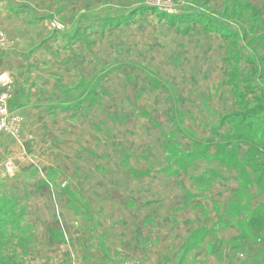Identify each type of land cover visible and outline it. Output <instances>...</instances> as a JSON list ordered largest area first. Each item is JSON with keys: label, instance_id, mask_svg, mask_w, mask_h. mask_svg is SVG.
I'll return each instance as SVG.
<instances>
[{"label": "rangeland", "instance_id": "obj_1", "mask_svg": "<svg viewBox=\"0 0 264 264\" xmlns=\"http://www.w3.org/2000/svg\"><path fill=\"white\" fill-rule=\"evenodd\" d=\"M147 7L152 11L142 13ZM9 8L28 10L42 20L33 37L43 30L46 41H40L45 44L40 53L48 67L37 59L31 81L46 80L70 89L69 80L50 76L61 69L59 61L67 59L72 63L79 104L63 110V100L75 98L56 95L52 98L60 108L44 113L37 105L47 97L30 96L14 104L11 88L7 105L17 118L10 126L13 135L0 132V189L24 209L17 229L9 227L0 234V264L10 259L15 264L101 263L98 233L103 234L111 259L119 264H174L180 253L183 260L189 259L184 264H198L190 261L198 253L202 264H264V177L239 192L235 191L240 169L214 163L219 173L213 171L209 181L186 177L188 166L198 161L194 167L199 168L213 152L201 155L198 141L208 146L217 131L201 132L206 136L196 137L183 151L172 140L176 135L169 131L170 115L165 113V109L173 111L179 119V108L188 109L198 92L209 97V106L220 111V118L241 112L236 91H245L246 79L256 96L264 93V0H0V10ZM187 16L198 20H187ZM188 25L193 32L195 26L204 27L206 33L198 29L178 38ZM46 30L54 32L47 35ZM167 43L170 46H162ZM237 53L240 62L234 85L228 75ZM151 68L163 76L159 84L169 96L165 92L155 100L150 96L146 85L155 76ZM140 85L145 89L137 106L143 113L133 106ZM226 91L223 106L220 99ZM254 96L246 92L247 103ZM179 97L184 98V106ZM74 109L80 119L72 115ZM84 109H90L85 119L81 117ZM258 116L252 122L263 135L264 112ZM88 121L94 124L89 126ZM163 130L169 131L162 147L169 160L168 169L160 174L169 180L168 187L163 190L155 173L142 193H134L133 177L147 174L153 143L157 144L153 162L159 163ZM223 145L225 160L231 154L243 157L248 150L242 142L224 141ZM172 146H177V152ZM194 193L197 196L184 206L186 197ZM88 221L95 234L86 247L87 233H82ZM229 226L233 228L227 232ZM53 228L57 236L53 240L66 241L63 248L49 243ZM217 232L221 248L232 240L231 250L223 251L237 254L234 261L226 254V259H211V254L205 258V249L221 250H212L215 244L209 241ZM229 233L237 235L229 239ZM75 243L76 251L71 245ZM199 244L204 246L199 247L202 252ZM70 253L77 256L76 261Z\"/></svg>", "mask_w": 264, "mask_h": 264}, {"label": "crops", "instance_id": "obj_2", "mask_svg": "<svg viewBox=\"0 0 264 264\" xmlns=\"http://www.w3.org/2000/svg\"><path fill=\"white\" fill-rule=\"evenodd\" d=\"M42 20L38 19V17L36 15H33L32 12L28 11V10H17V9H10L7 10L5 9L4 11L0 10V28L3 30L5 39L4 42L2 43V45L0 46V73L6 72L9 74V76L11 77V83H10V87L13 89L14 93H13V98L11 99V101H13L14 104H16V102H23L26 100H30V96H34V97H47V100L45 103H39L37 106L39 110H41L44 113H51L57 109H59L60 107H58V102H54V99L52 98L53 96L58 95L61 98H75L77 92H75L73 90V84L74 81H72L73 79V70L69 67L71 66V62L68 61L67 59H62L59 62L62 63L61 65H59V67L61 69L57 70L55 74L50 75L51 77H54L56 79H59L60 81L62 79H66L69 80L70 83H72V87L70 89H62V88H58L52 84H50L49 82H46V80L41 81V82H37L34 84V81H31V76H30V71L31 70H36V63L35 61L37 59H39L40 61H43L45 67H48V64L44 61V56L40 53V50L42 48H44L45 44H43L42 42H40L42 39L44 41H46V39H44L43 37V30H38L37 35H40L39 37H33V35H36L35 30L34 29H38L37 26L38 24L41 23ZM185 29H183V34L182 32H179V35L181 34V36H177L178 38L181 37H188L190 36L189 33L194 34L195 32H198V26H195V30L196 31H192L188 26H184ZM90 29V28H89ZM89 29H87L86 31H88ZM166 30V29H163ZM186 30V31H184ZM191 30V31H190ZM204 31V33H206V29L204 27L201 28L199 31ZM190 31V32H189ZM54 31H47L46 33L47 35L50 33H53ZM45 33V34H46ZM86 32H83V34ZM174 34V33H173ZM175 35V34H174ZM43 37V38H42ZM213 37V36H212ZM48 43V42H45ZM42 44V45H40ZM72 43L68 42V45H71ZM162 44V43H161ZM40 45V46H39ZM47 45V44H46ZM67 45V46H68ZM162 46H170L169 43H167V45H162ZM161 46V48H162ZM198 46H199V42H198ZM161 52H163V50H160ZM213 56V54H211V57ZM172 63V62H171ZM75 64V63H74ZM173 65H175L174 63H172ZM44 67V68H45ZM64 68V69H63ZM152 72L154 73V78H152V81L150 80V77L148 78L149 80H147V89L149 88L151 91L149 92L150 96L152 97L153 100L157 99L159 96H162L163 93H166V96H169V92L167 90V88L163 87L161 84H159V78H163V76L161 74H158V72L156 70H154L153 68ZM84 77V76H83ZM191 80H189L190 82ZM31 83V84H30ZM153 83V86H152ZM158 83V85L156 87H154V84ZM174 81H172V85H173ZM44 84V85H43ZM63 84V83H62ZM143 84V83H142ZM43 85V86H42ZM39 86V88L34 89L35 87ZM144 87H142V85H140L139 87V91L138 93L136 92L135 95V99L134 101L136 103L133 104L134 106V110H137L138 112L143 113L144 111L142 110L143 108H140L137 106V101L142 97L143 91H144ZM137 90V88H136ZM173 90L175 92V89L173 87ZM226 96L224 95V97L221 100V103L224 105L227 104V100H228V91H226ZM207 98L205 95H202L201 93H197L195 95L192 96V103L190 104V106H188V109H182L179 108V119H177L174 115V112L169 111L167 109H165V113L167 115H170L169 118V131L171 132V134L173 133L174 135H176L174 137V139H172L176 144H180L182 147V150L185 151L188 147H191V141H193L196 137L198 139H201L203 137H205L206 135H201L204 133V131H217V133H215V135H213L214 137L211 138V146L209 149L213 154L217 148L216 146H214L213 144H215L216 142H218L220 140L221 137L224 138V136L228 133L231 132V126L229 124H220V111L218 109H213L209 106V103L207 102ZM77 98L74 99L73 102H71V100H63L64 101V106H63V110L65 109H72L73 107L78 106L79 102L76 101ZM179 104H181L182 106L184 103V98L183 97H179ZM31 102V101H29ZM84 105V104H83ZM82 105V106H83ZM222 106V107H223ZM149 108H147L146 110H148ZM72 115H76V117L78 119H80V115L78 114V112L76 111V109L72 110ZM90 109H84L82 112L81 117L83 119H85L86 117V113L89 112ZM137 112V113H138ZM136 113V112H135ZM70 115V116H72ZM87 120V118H86ZM89 122V126H92L91 121ZM101 125V123H99ZM169 131L163 130L162 131V142H161V146L158 148V156L160 158V160H157V162L159 163H154L153 159L155 157V149H154V145L157 146V144L151 145V149L149 152L152 153V160L149 162V164L147 165V169L143 168L141 170L147 171V174L141 178L134 176V193L140 194L142 193V189L146 188L147 185L146 183H150L154 180L155 175L158 174L159 175V184H162V188L163 190L165 188H167V184H168V179H165L164 176H161L160 173L164 172L166 169H168V165H167V160L165 158V153H163V149L162 147L166 146L165 143H163V140L167 139L169 136L166 135ZM171 139V138H170ZM171 141V142H173ZM204 140H202L203 142ZM178 152H181L180 150H178ZM83 156L86 157V155L82 154ZM81 155V156H82ZM211 157H208L207 159H205V161L202 163V165H199V168H195L194 166L197 164L198 165V161H194L190 166H188L185 169L186 177H190L193 181L198 182L199 181H209V179H211L210 174L213 173V171H215L216 173H219V167H215L214 163H218L217 160L213 159ZM205 164V165H204ZM139 170V169H138ZM234 170V169H232ZM143 171V172H144ZM157 171V172H155ZM156 173V174H155ZM234 173V172H233ZM138 174V173H137ZM136 174V175H137ZM192 174V175H191ZM158 184V185H159ZM2 188V187H1ZM196 190V188H195ZM198 190H196L197 192ZM195 192V193H196ZM193 195H189L186 197V201L184 202V206H188V199H193L194 197H196V194ZM140 199H143L142 197H140ZM147 200V199H146ZM151 200H158L161 202V200L159 199H151ZM185 200V198H184ZM204 210V208H203ZM84 222H86L84 220ZM86 228L88 227V229L86 231H84L82 234L87 233V239L83 242V244L87 247L90 246L91 244V239H92V233L95 234L94 230L89 226V221L88 223H86L84 225ZM233 227L229 226L227 232L231 231ZM56 229L53 228L52 230H50L49 235V243L53 244V245H57L60 248H63V245H66L63 239L60 241H54V237L56 236V234L54 233ZM225 231V230H224ZM222 231V232H224ZM220 232L217 233H213L212 236H210V240L212 241V243L215 244V248L212 250H215L216 247L221 248V245L218 243V240L220 239ZM101 234L98 233L97 234V238L98 239V247H100V250L102 251L101 253V263H97V264H119L117 263L116 260L111 259V253L107 250L106 246L107 243L104 239L103 234L100 236ZM236 234H231L229 233L230 238L232 239ZM57 237V236H56ZM264 237V234L263 236ZM235 238V237H234ZM82 241L84 239H81ZM231 241L232 240H228V242H226V244H224L220 249H217V251L212 252H207L205 249V258H209V254H211V259L213 258H218V259H226V256H228L229 254L226 253V251L224 252L223 249H225L226 247H228L231 250ZM86 242V243H85ZM210 242V244H212ZM73 249L76 251L77 248L76 246L78 245L77 243H75V246L73 244H71ZM85 246L83 247V249L85 248ZM94 246V245H93ZM203 244L200 246V244L198 245L199 247H202ZM97 247V246H96ZM204 247V246H203ZM210 248V245H209ZM203 250L201 248H199V252H202ZM237 253V252H236ZM213 254V255H212ZM226 254V256H225ZM202 256L201 254L198 253L197 255H193V258L190 259L194 260V262L198 263V264H202L200 263L201 260L198 259L197 261V257ZM65 257L67 258V255H65ZM70 257H74L75 261H76V257L70 253ZM178 260L177 262H174V264H184V262H188L189 259L186 258L185 260H183L182 254L180 253L178 256ZM232 261H234L235 258H237V254L234 255V253H230V255L228 256ZM264 256H262L263 259ZM228 259V258H227ZM175 260V257H174ZM88 264V263H86ZM206 264V263H204ZM207 264H209V262H207Z\"/></svg>", "mask_w": 264, "mask_h": 264}, {"label": "trees", "instance_id": "obj_3", "mask_svg": "<svg viewBox=\"0 0 264 264\" xmlns=\"http://www.w3.org/2000/svg\"><path fill=\"white\" fill-rule=\"evenodd\" d=\"M152 9L153 8L151 7H147L145 9H141V12L144 13L147 11H152ZM159 14L160 16H167L165 13H159ZM192 18L198 20V18L193 16H189V17L187 16L185 19L190 20ZM206 26L209 27L207 24ZM218 29L222 31V28L220 26L218 27ZM78 33L79 31H77L75 34L78 35ZM229 51L231 53V49H229ZM234 53H236V50H234ZM239 53H237V55L234 54L232 61L233 67L231 68L232 71L228 75L229 83L231 82L234 85L236 84V82L233 81L235 80L233 75L238 67V63L240 62ZM249 83H250L249 80L246 79V85L243 87V89L246 92L255 94L254 101L250 104L247 103L248 100L246 97V92L236 91V97H237L236 104L238 105V107H240L241 112H234L232 113V115H226L225 117H221L220 124H225V123L230 124L231 132L226 134L223 140H220L215 144H213L214 146H216L217 150L213 154L208 155L209 157L213 156L212 158L217 160L218 164L227 166L228 168H232V169L235 168L238 170L240 169V173L238 174L239 187L235 192L245 190L247 188V184L250 185L254 182L259 183L260 178L264 177V133L263 135H260L259 134L260 129H255L254 124L252 122L254 118H259L258 115L264 112V93L262 92L260 95L256 96V90L253 88V86L249 85ZM250 129L252 130V132L249 131ZM224 141H229V142L234 141V143L235 142L245 143L248 146V150L245 152L243 157L241 156L240 158H237L236 156L231 154L225 160L224 157L221 156L222 150L225 147V145L221 147L222 142ZM202 143H204V141L203 142L198 141V146L201 147L200 154L205 155L210 149L211 143L209 142L208 146L201 145ZM172 147L173 148L170 149H173L174 151L177 152L176 150L177 146H172ZM190 153L194 154L193 152ZM262 190H264V186ZM262 192L264 193V191ZM23 209L24 207L18 206L17 203L11 197L7 196V194L0 189V234L1 235L9 227L12 230L17 229L16 225L17 223L19 224L18 221H20V219L23 217ZM1 239H5V238H1ZM7 264H15V263L10 259V262H8Z\"/></svg>", "mask_w": 264, "mask_h": 264}, {"label": "built area", "instance_id": "obj_4", "mask_svg": "<svg viewBox=\"0 0 264 264\" xmlns=\"http://www.w3.org/2000/svg\"><path fill=\"white\" fill-rule=\"evenodd\" d=\"M53 29H59L55 24L51 25ZM5 36L3 30L0 28V46L4 42ZM11 77L8 73H0V132L13 135L14 132L10 129L12 119L17 118L14 113L8 109V102L11 96Z\"/></svg>", "mask_w": 264, "mask_h": 264}]
</instances>
